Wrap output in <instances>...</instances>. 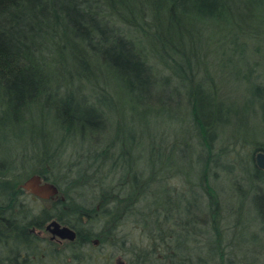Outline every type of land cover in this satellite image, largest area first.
<instances>
[{
  "label": "trees",
  "instance_id": "1",
  "mask_svg": "<svg viewBox=\"0 0 264 264\" xmlns=\"http://www.w3.org/2000/svg\"><path fill=\"white\" fill-rule=\"evenodd\" d=\"M217 69L224 71L218 77ZM248 83L242 105L220 97L224 85L239 90L237 84ZM114 89L126 92L152 125L172 112L174 99L184 109L194 133L182 151L198 140L195 146L207 157L198 184L199 215L189 204L180 211L173 199L183 187L170 189L171 178L182 181L166 173L174 163L171 155L169 164L162 162L164 132L157 137L151 129L132 130L130 137L107 140L111 119L105 111L112 108ZM244 111L264 123V0H0V148L34 147L31 154L0 156V264H116L123 245L127 264H258L264 245L252 261L234 245L242 237L241 218L231 217L246 200L230 208L210 181L213 163L216 169L227 163L232 173L230 161L243 155L235 145L247 142L221 141V124L233 122L234 113L242 121ZM50 125L62 133L60 152H51ZM149 135L150 173H144L137 148ZM250 144L254 173L239 174L242 181L229 185L247 186L245 198L259 195L264 202V168L257 160L264 140ZM66 152L69 163L61 161ZM63 166L68 173H59ZM128 167L131 181L117 173ZM26 169L29 177L55 183L63 196L35 207L32 200L39 198L20 181ZM158 182L172 198L149 207L147 195L159 193L153 191ZM256 219L250 218L253 237H243V244L259 246L264 228ZM53 221L73 229L75 239L39 236ZM125 223L142 231L141 242L119 239L116 229ZM56 239L65 245L60 248Z\"/></svg>",
  "mask_w": 264,
  "mask_h": 264
},
{
  "label": "rangeland",
  "instance_id": "2",
  "mask_svg": "<svg viewBox=\"0 0 264 264\" xmlns=\"http://www.w3.org/2000/svg\"><path fill=\"white\" fill-rule=\"evenodd\" d=\"M213 62L208 67L209 72L212 74V69L214 68ZM224 71H221L220 69H217L215 71L216 77H218L219 73H223ZM214 76V75H213ZM240 89H234L232 84L224 85L223 89L221 91L220 97L223 100H228L227 103H231V100L240 103V105L243 104V100L245 99V96H249L250 93H248V88L251 87V85L248 83L246 85L237 84ZM248 87V88H247ZM114 100L108 102L112 106L110 110L106 109V113L109 114V117L111 119V123L109 122L108 126L109 131L107 135V140H112L116 135H122L125 134L127 137H130L132 134V130H135L136 132L140 133L144 130L147 131L150 129L152 131V134H155L157 137L161 135V133H165L166 137L164 139V152L162 154V162L169 164V161L173 158V166L166 168V173L173 172L171 174H178L179 178L181 179L182 183L177 178H171L169 182V186L171 187L172 191L176 193V191L181 190L183 187V190L173 196V199L175 198L177 201V204L180 205V211H183V207L187 206L188 204L193 208V212L196 215H199L200 213V203L198 201V197L200 194L199 190V181L200 176L203 168V161L207 160L206 155H202L199 152V147L195 146L199 141L196 140V143L193 141H190L192 147L187 150V152H183V146L185 144V140L190 137L194 133V129L189 122L188 116H186L184 109H180L177 107V99H174L173 105H172V112L169 113V115H164L161 117V121L158 125H152V123L148 121H144L140 116V111L137 109V112L134 110V107H132V103L135 102L132 98L128 97V94L126 92H121L118 89H114L112 91ZM230 96L232 98H230ZM134 106V103H133ZM138 107V106H137ZM243 119L240 120L241 116L237 114H233V117L231 118L233 122L223 123L221 124L222 127V138L221 141L223 142H237V143H243L247 142V144L244 147H238L237 144L235 145V151H243V155L235 156L236 159L231 160L230 163L233 165L232 173L229 172V165H225V169L223 168H215V163L211 165L213 173H210V181L212 180L211 184L216 188V190L219 191L220 195L222 196V200L225 203H228L230 208H238L242 207L243 200H246V204L244 205L243 210L240 208L239 213L232 214L234 216L231 217L232 221L241 218V222L239 227L237 228V231L242 236L239 238V242H234L235 250L239 253H241L242 256L246 257L248 261H252L253 257L259 254V252L255 251L259 248H262V245H264V233L260 235V241L257 243L259 246L254 245L255 242L251 241V243H244L242 242L243 237L245 238H252L253 233L249 229L250 225V218H257L255 223L258 225V227L262 226L264 228V202L261 201V198L259 195L256 197V199L245 198V191L247 190V186L240 187L238 189H235L229 185V183H233V181H242V176L248 177L249 173H254L253 168L250 164V157L251 152L253 151L254 145L250 143H256L261 142L264 140V123L262 122L260 115L257 117H252V114L249 111L242 112ZM133 118L136 123L132 127L128 120L130 118ZM49 128L53 131L54 135L51 139V145H52V151L60 152L61 145H57L60 140L62 139V133L53 128L51 125ZM191 135H190V134ZM56 134L60 135V138L57 142H55V139L57 138ZM196 139V138H195ZM76 143V142H75ZM142 147L140 146L137 148V152L141 151L143 160L140 162V167L142 169H145L144 173H150V167L148 165V159H149V149H150V135L143 137L141 139ZM219 144L216 142L214 147ZM2 145L0 148V156L8 155V153H12L15 156H19L21 154H31L34 150L33 145L27 144L25 145H19V144H13ZM65 147L68 148V138L66 139V143L64 144ZM10 148V149H9ZM9 149V150H8ZM12 149V150H11ZM11 151V152H9ZM201 154V155H200ZM170 155L172 158H170ZM225 157V156H224ZM227 157H225L226 159ZM62 162L69 163L68 160V152H66L65 156L61 159ZM134 162V157L128 158V164L132 165ZM222 163V161H220ZM219 162V165H220ZM147 163V165H146ZM138 165V163H137ZM218 165V166H219ZM32 164L29 165L31 167ZM49 168V167H48ZM62 171H59V173H68L66 172L65 166L62 167ZM140 168V169H141ZM228 168V170H227ZM129 167L125 170V168L119 170L117 173H125L127 174V177L131 181V176L129 173ZM48 170H52L53 173L56 172V168ZM29 169L24 170V173H21L20 181L23 182L29 177L30 173H28ZM242 176H240V175ZM66 175V174H65ZM69 175V174H68ZM68 175L63 181V188L67 187V184L65 180L68 179ZM71 179V176H70ZM47 181V180H46ZM68 181V180H67ZM246 181V179H245ZM248 183V182H247ZM230 195H229V190ZM69 189V188H68ZM160 190V191H159ZM28 191V190H27ZM153 191H159V193L151 195H147V202L150 207L152 203H154L155 200H160L161 202L163 200H169L172 198L171 193L169 192V189H165L164 186H162V183L158 182L153 185ZM31 193L30 191H28ZM63 195L58 194L57 196L51 198V199H33L32 203L34 206H43L47 207L50 206V204L57 198L62 197ZM260 197V198H259ZM43 200V201H42ZM152 202V203H151ZM151 203V204H150ZM182 209V210H181ZM184 217L188 216L186 213H183ZM231 214V213H230ZM250 215V216H249ZM255 217V218H254ZM49 225V224H48ZM47 225V226H48ZM225 227L230 228V222H224ZM228 225V226H227ZM40 230L38 232V235L41 237L50 238V236L53 234L48 228ZM236 229V228H235ZM119 239L123 238L126 239L129 245L130 242H141L142 238L144 237L142 234V231L135 227L134 225L130 224H121L116 229ZM54 235V234H53ZM59 238V237H58ZM56 241L59 243L60 248L62 245H65L63 240L56 239ZM145 243V241H144ZM126 245H123L122 247L118 246V249H116V256L114 258L116 264H127V254H126ZM264 247V246H263ZM1 249V247H0ZM68 249L69 246H68ZM113 249V248H112ZM104 251H107L111 253V248L105 247ZM106 252V253H107ZM264 251L260 252L263 253ZM111 255V254H110ZM109 254L107 256H110ZM105 258V257H104ZM101 261V260H100ZM68 262H73V259L68 257ZM53 264V263H50ZM73 264V263H72ZM258 264H264V257L258 262Z\"/></svg>",
  "mask_w": 264,
  "mask_h": 264
},
{
  "label": "water",
  "instance_id": "3",
  "mask_svg": "<svg viewBox=\"0 0 264 264\" xmlns=\"http://www.w3.org/2000/svg\"><path fill=\"white\" fill-rule=\"evenodd\" d=\"M258 164L264 168V153H258L257 155ZM22 187L30 191L33 195L41 199H51L59 194V187L50 181H46L41 175L33 174L27 178ZM47 228L54 234L62 238H68L70 240L75 239L76 233L73 229L62 226L57 221L51 222Z\"/></svg>",
  "mask_w": 264,
  "mask_h": 264
}]
</instances>
